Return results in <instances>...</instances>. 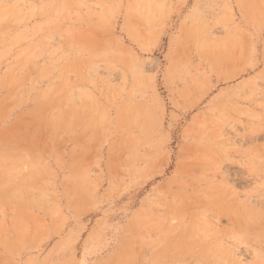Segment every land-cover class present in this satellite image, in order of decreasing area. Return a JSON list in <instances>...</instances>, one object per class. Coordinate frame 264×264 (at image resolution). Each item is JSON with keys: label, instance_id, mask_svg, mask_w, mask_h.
I'll return each mask as SVG.
<instances>
[{"label": "rangeland", "instance_id": "rangeland-1", "mask_svg": "<svg viewBox=\"0 0 264 264\" xmlns=\"http://www.w3.org/2000/svg\"><path fill=\"white\" fill-rule=\"evenodd\" d=\"M0 264H264V0H0Z\"/></svg>", "mask_w": 264, "mask_h": 264}]
</instances>
